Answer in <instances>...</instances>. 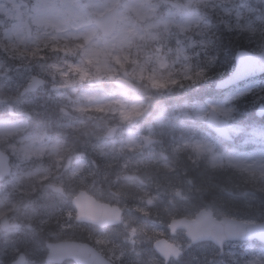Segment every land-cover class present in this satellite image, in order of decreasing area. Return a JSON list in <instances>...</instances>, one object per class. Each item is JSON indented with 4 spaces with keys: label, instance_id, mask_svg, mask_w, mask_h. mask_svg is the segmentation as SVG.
<instances>
[{
    "label": "rangeland",
    "instance_id": "1",
    "mask_svg": "<svg viewBox=\"0 0 264 264\" xmlns=\"http://www.w3.org/2000/svg\"><path fill=\"white\" fill-rule=\"evenodd\" d=\"M20 1L22 4L24 3L23 6L30 13V20L28 21L25 20V18H28L27 10H25V7L20 6ZM210 1L212 0H147V7L144 9L143 15L150 17V20L146 22L152 25L149 30L155 35V40L153 41L154 49L149 54L151 58L148 64L151 63L150 60L157 58L156 71H154L152 78L149 77L153 86L154 81L159 80L158 78L169 79L172 77L174 75L172 69L178 71L181 78L185 80L192 75L206 76L212 69L214 65L213 58L209 50L202 45L204 31L203 29L200 31L193 30V27L197 24V19H200L205 9L206 3ZM241 1L240 4L238 3L241 10L248 9L250 14H259V18H264L263 12L259 13L257 9H251L250 6L256 7L253 3L247 0ZM230 2L236 1H216L224 11L232 8L237 3H232L228 6L227 4H230ZM84 3L87 12L83 15L82 20H79L81 18V9L77 8V6H80L79 0H0V48L10 51L13 49L14 51L17 49L23 50L22 52L26 51L28 46L26 44L29 42L28 30L27 28L25 29L24 25L26 22L30 24V32H42L37 36L30 35L29 44L32 45L43 44V42L38 43L40 40L52 41L53 38L61 39L69 34L75 38L83 37L88 39V34L83 32L84 28L81 29L82 31L76 28L86 24V17L90 10H94L96 15L100 16L107 12L108 9L106 8V0H84ZM69 22L72 27H66ZM36 28L38 31H36ZM69 29L81 32L74 33L69 31ZM58 31L59 34L56 35ZM198 39H200V43H197ZM31 40L36 44L31 43ZM165 46L167 49L163 50ZM195 47L197 50L192 53L191 50ZM254 48L256 52H260L261 46L256 45ZM189 58L190 60L193 58L192 65L188 63ZM171 62H173V65L169 67ZM210 67L211 69L209 70ZM223 67L218 66V69ZM158 71H168V73L159 75ZM2 72L6 75L2 78L0 77V100L9 98L8 95L12 90L10 84L14 81L16 82V86L13 87L15 88L14 93L15 95L18 93L15 102H20V87L31 80L32 74H41L51 81L53 80L51 74L53 72L57 73L56 76L60 78L57 85L63 87L60 94L66 96L67 100H70L71 95H73V98L77 100L74 104H69L68 108L65 106H62V108L69 109L73 115L79 117L83 111L87 119L89 118V112L94 115H92L94 119H91L92 116H90L88 122L75 121L73 126H76V130L89 127V130L86 129L90 133L89 142H87L88 146L96 151L94 155L98 154L100 156L98 158L107 161H104L101 166L108 171H106L108 175L106 173L102 174L101 180L107 179L108 176L113 180V174L116 176L120 175L121 178L124 173L138 168L144 174L142 177V181L145 182L144 187H140L136 183H123L126 191L130 192V199L135 200L138 204L133 209L134 211L142 212V214H151L153 212L157 216L160 214L161 217L158 216L160 218L158 224L163 226H165L164 222L161 223L163 218L164 220L179 216L192 218L200 209L204 208L212 210L216 219L228 217L246 223H255L264 219L263 213H259L256 209H250L248 203L251 196L246 198L244 196L245 192L238 186L230 190V193L234 195L232 197L236 198L226 199L227 203H225V199L221 194H215L214 196L216 197L212 203L202 201L211 194L214 172H218L216 170L222 168L256 172L258 174L256 178L260 177V180L264 182V133L261 135L254 134V130L239 124L238 121L241 120L240 113L233 112L230 107L231 101L233 102V100L239 99L251 91L256 82H248L235 89L227 90V92H220L219 95L222 98L219 101H214L207 95L204 97V103L186 101L181 108L189 109L182 110L180 116L169 114L165 109H159L151 117L144 119L148 120L149 123L146 125L147 134L157 139V145L140 155V149L137 145L138 140L135 135L136 129H134V133H131L130 130L121 129L114 139H104L105 131L114 123L121 124L123 127L127 124L126 115L128 110L124 103L113 101L112 95L107 97L105 92L107 88L83 86L88 84V82H93L91 75L79 65L73 63L67 65L66 68H59L55 66V63L38 62L35 68L24 66L20 71H15L4 67ZM70 72L79 73V83H71ZM208 85L206 84V86ZM17 89H19L18 92ZM153 89L151 86V90ZM155 90L157 89L155 88ZM145 93L144 91L142 92V99L147 95L149 97V94L146 95ZM218 98L219 96H217ZM26 99L30 100L28 97ZM32 101L35 100H30V110H33L34 103ZM114 103L119 104V107H114ZM141 106L131 104L130 108L139 115ZM207 107L216 110L229 122L228 130L230 134L233 138L239 140V142L235 141V145L248 148L247 151H239L235 145L228 148L220 146L205 134L206 131L200 129L205 124L208 112ZM7 110H9V106L4 108L0 105V112L3 111L0 114V138L4 137L6 133L12 134L13 132L11 131L19 127V122L23 123L18 120L19 118L8 122L7 118L13 112L8 113ZM16 111H20V109H16ZM178 120L189 122L193 125L190 129L188 128L189 130L179 129L176 124ZM138 121L139 119L137 118L134 124ZM55 127L58 129L61 126L58 127L57 124ZM129 128L131 127L129 126ZM179 130L182 131L181 134ZM42 133L43 130L39 132V136ZM187 134L189 135L186 136ZM252 137L254 139L251 141ZM162 138L167 141L165 143L162 142ZM19 140L23 139L20 138ZM249 142H251L250 146H248ZM0 143H3L4 148H8L9 146L6 144L11 143V141L10 139H0ZM163 155L168 160H164L162 158ZM113 165L118 167V169L112 168ZM82 166L81 164L76 165L78 169ZM190 167V171L198 170V174L192 176L193 179L188 177L186 171ZM113 169L117 171L112 174L111 170ZM19 175L22 177L20 173ZM117 178L120 180L119 177ZM118 180L115 179L113 183L117 185ZM216 185L218 186L217 183ZM128 187L136 189V192ZM218 188L220 189V187ZM105 190L109 192L107 189ZM150 191L153 193L152 196ZM225 191L227 192V190ZM177 194H180V197H177ZM166 195L168 197L165 198ZM106 196L109 198L108 193ZM112 198L115 203L126 207L125 200L122 197L120 199L117 197ZM150 198L152 200L151 203L153 202V208L157 207L154 211L151 210V206L147 207L146 205L147 200H150ZM230 200L235 203H228ZM235 204L239 206L235 207ZM242 204L244 205L242 206ZM225 206H229V209L225 208ZM129 210L131 211V209ZM5 212L0 209V217ZM36 215L35 212L30 210V222L34 220L33 217ZM125 220L123 228L126 230L127 237L125 238H128L127 248L131 250L130 254L134 255V261L144 260L146 264L162 263L158 261V257H156L155 253H152L149 246L148 248L146 247L152 238H158L160 233L158 232V227L153 229L144 223L133 226L135 221L131 212L128 213ZM148 233L152 234L151 237H148ZM145 234L147 235L146 237L144 236ZM32 235L33 233L30 234V237ZM168 237L170 242L187 248L188 240L183 232H179L174 236L169 235ZM133 239H137L136 244L146 245L144 249L138 246L137 251H133L134 246L130 243ZM107 249L110 253L108 257L112 260L116 259L119 261L123 258H120L112 250V247ZM186 254H190L192 258H195V263L192 264H264V247L253 246L250 243H227L223 256H219L218 250L211 244L190 248ZM34 259L40 260L39 255H33L29 264H39L38 260ZM184 261L185 259L170 264H184Z\"/></svg>",
    "mask_w": 264,
    "mask_h": 264
},
{
    "label": "flooded vegetation",
    "instance_id": "2",
    "mask_svg": "<svg viewBox=\"0 0 264 264\" xmlns=\"http://www.w3.org/2000/svg\"><path fill=\"white\" fill-rule=\"evenodd\" d=\"M35 74L37 73L32 74V76ZM47 81L58 83L55 80ZM32 96L37 99H46L48 103H52L54 100L51 99L55 95L47 85H44L38 94H32ZM64 115L70 117V123L72 124L76 120L69 111H65ZM58 134L61 144L56 146L53 143H47L48 150L46 153L43 152L42 156L37 153L38 147L31 149L33 154L30 156V143L25 158H21L24 152L16 148L15 144H6L9 146L8 148L0 145L9 158L11 166L10 173L0 180V209L8 211L0 217V221L6 217L9 223L17 225L16 229L10 228L6 231H2L0 228V264H16L20 256L23 257L21 264H29L30 258L35 254L39 255V258L45 257L47 243L62 241L89 243L108 257L110 253L107 248H110L114 241L115 231L119 229L120 232L125 231L124 226L101 229L96 224L77 221V210L73 200L81 192L98 202L118 205L125 215L127 212H131L135 221L133 226L143 223L149 224L153 229L158 227L159 238H169L170 233L167 230V225L156 224V226L150 219L149 214L134 211L133 209L138 204L135 200L130 199V196L124 197L126 209L121 204L109 201L106 196L108 192L105 189L115 179L112 180L109 176L101 181L99 155H94L96 151L89 147L87 143L82 142L83 137L80 130H76L75 126H62L59 128ZM36 158L43 161L46 166L39 175L34 177L30 176V163L35 162ZM30 159L32 160L30 161ZM77 164L83 166L78 169ZM111 171L112 174L116 172L114 169ZM24 172H26V175ZM118 177L120 178V175ZM137 184L139 186L144 185H140L138 182ZM49 185H54L60 191L56 192ZM150 194L152 196L153 193L150 191ZM117 197L120 199V196ZM131 202L133 206H129ZM147 203L148 200L146 205ZM128 209H131V211ZM155 209L151 208V210ZM30 210L37 214L31 222ZM154 219L158 220L160 218L155 214ZM163 222L166 224L164 218L161 220V223ZM30 233H33L32 237H30ZM125 234L124 232L119 237L122 238ZM145 236L147 235L145 234ZM121 243L122 241H120L121 248H124ZM131 244H135L134 240L131 241ZM144 246L146 245H140V247H143L142 249H144ZM148 246L150 248V245L146 247L148 248ZM193 246L181 247L185 260L189 257V254H186L187 250ZM118 263L126 264L127 261L124 259Z\"/></svg>",
    "mask_w": 264,
    "mask_h": 264
},
{
    "label": "clouds",
    "instance_id": "3",
    "mask_svg": "<svg viewBox=\"0 0 264 264\" xmlns=\"http://www.w3.org/2000/svg\"><path fill=\"white\" fill-rule=\"evenodd\" d=\"M146 7L147 0H106L108 10L103 16L94 10L88 12L83 29L88 39L69 34L46 41L43 47L59 57L56 67L79 65L91 75L94 84L108 86L113 101L123 103L124 97L151 88L148 61L155 35L149 30L152 25L146 22L150 17L143 15ZM70 81L79 83V73L70 72Z\"/></svg>",
    "mask_w": 264,
    "mask_h": 264
},
{
    "label": "trees",
    "instance_id": "4",
    "mask_svg": "<svg viewBox=\"0 0 264 264\" xmlns=\"http://www.w3.org/2000/svg\"><path fill=\"white\" fill-rule=\"evenodd\" d=\"M247 1L256 6H250L251 9H257L259 13H264V0ZM236 2L237 4L226 12L221 10V8L216 7V3H213L210 7L206 6L205 8L206 12L204 13L207 16L208 21V26L206 27V30H204V35L206 36L205 44L208 47L207 49L209 50L214 63L212 69L211 67L209 68V70H211L206 76L201 75V77H199L192 75L185 80L181 78L179 73H174V75L169 79L158 78L159 80L154 81V86L150 82L154 89L151 90L150 88L145 90L160 95L162 92L161 89H177V85H188L189 88H193L202 86V84H212L231 72L233 66L232 55L235 50L243 48L255 51L254 47L256 45H260L262 47L264 44V18H259V14H250L248 9L241 10L238 3L240 4L242 1L236 0ZM218 66L224 67L218 69ZM148 68L151 72L149 77L152 78L155 71L154 67L148 65ZM155 88L157 90H155ZM260 102H264V86L253 91L238 103L237 107L240 109L239 111H241V117L247 119V122H245L246 126H251V124H253L257 127H261V120L257 121L254 116V109ZM197 174L198 173L192 171L190 172L189 177L192 178V176ZM213 175L214 187L212 184L213 188L211 187V194H209L211 197L215 194H221L223 197H226L227 195L224 194V192L226 193L225 190L230 191L235 186L242 187L244 191H247L252 195L249 203L250 209H256L259 213H263L264 215V182L260 180V177L256 178L257 174L227 171L226 173L214 172ZM218 187H220V189ZM229 195L230 194H228L226 199L229 198ZM206 203L208 202L206 201ZM225 203L227 202L225 201ZM228 203L235 202L230 200ZM243 205L244 204H242V206ZM238 206V204H235V207ZM228 207L229 206H225V208L229 209ZM43 259L44 258L41 257L40 261L42 262H39V264H43Z\"/></svg>",
    "mask_w": 264,
    "mask_h": 264
},
{
    "label": "water",
    "instance_id": "5",
    "mask_svg": "<svg viewBox=\"0 0 264 264\" xmlns=\"http://www.w3.org/2000/svg\"><path fill=\"white\" fill-rule=\"evenodd\" d=\"M236 69L225 80L218 82L216 88H225L235 84L240 80L247 79L251 76H256L264 73V49L258 54H249L239 51L236 54ZM264 111L259 108L257 116H261ZM206 126L214 131L220 137L229 139L226 130V122L218 119L212 112L206 123ZM114 133L111 130L108 135ZM150 140L146 141V145ZM88 203L82 202V207H79V217L81 220L98 221V223L117 224L119 221V211L115 209H107L103 206H98V211H91ZM172 231L183 229L186 231V237L193 243L202 241H212L217 246L221 247L224 241H246L257 238L264 242V223L261 224H245L228 218L222 219L221 222H216L212 219L210 212H201L195 220L186 221L179 220L174 222L170 227ZM157 246L158 252L164 257L171 253L172 247L164 242ZM50 251L46 257V261L50 263H61L65 259H73L77 264H107L92 248L86 245L74 243H59L48 246ZM170 255H173L171 253Z\"/></svg>",
    "mask_w": 264,
    "mask_h": 264
},
{
    "label": "bare ground",
    "instance_id": "6",
    "mask_svg": "<svg viewBox=\"0 0 264 264\" xmlns=\"http://www.w3.org/2000/svg\"><path fill=\"white\" fill-rule=\"evenodd\" d=\"M50 115L55 117V114H53V113H51ZM55 118H56V117H55ZM82 137H84V136H82ZM82 137H80V138H82ZM82 142H83V143H87V142H89V139H88V138H83V139H82ZM197 171H198L197 169H194V172H195V173H197ZM117 177H118V176L114 175V176H113V179H117V180H118ZM215 197H216V196H213V197H211V196H206L202 201H203V202H206V201H207L208 203H210V202L212 203V202L214 201V198H215ZM200 203H201V202H200ZM129 206H133V205H132V202L129 203ZM128 210H129V209H128ZM154 216H155V214H151L149 217H150V219L152 220V222H154L155 225H156V224H158L159 219H158V220H157V219H154ZM158 216L161 217L160 214H158ZM156 226H157V225H156ZM194 259H195V258L188 257V258L184 261V264H191V262L194 261Z\"/></svg>",
    "mask_w": 264,
    "mask_h": 264
}]
</instances>
